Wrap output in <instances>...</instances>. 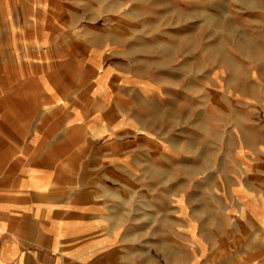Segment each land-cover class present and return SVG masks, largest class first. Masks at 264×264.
Segmentation results:
<instances>
[{
    "label": "rangeland",
    "instance_id": "374dc122",
    "mask_svg": "<svg viewBox=\"0 0 264 264\" xmlns=\"http://www.w3.org/2000/svg\"><path fill=\"white\" fill-rule=\"evenodd\" d=\"M45 3L46 34L120 74L127 124L105 183L120 187L118 219L139 260L218 263L239 217L231 187L260 140L264 154V0Z\"/></svg>",
    "mask_w": 264,
    "mask_h": 264
},
{
    "label": "crops",
    "instance_id": "0c3cea01",
    "mask_svg": "<svg viewBox=\"0 0 264 264\" xmlns=\"http://www.w3.org/2000/svg\"><path fill=\"white\" fill-rule=\"evenodd\" d=\"M45 1L0 0V264H143L118 219L120 187L105 183L127 124L120 74L46 34ZM261 144L231 187L239 217L216 264H264ZM194 240L198 255L202 238Z\"/></svg>",
    "mask_w": 264,
    "mask_h": 264
}]
</instances>
